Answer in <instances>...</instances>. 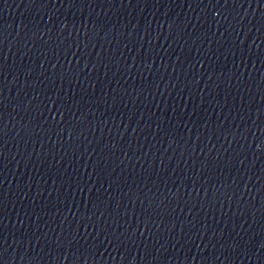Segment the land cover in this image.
I'll return each instance as SVG.
<instances>
[{
    "label": "water",
    "instance_id": "obj_1",
    "mask_svg": "<svg viewBox=\"0 0 264 264\" xmlns=\"http://www.w3.org/2000/svg\"><path fill=\"white\" fill-rule=\"evenodd\" d=\"M0 101L2 264H264V0H0Z\"/></svg>",
    "mask_w": 264,
    "mask_h": 264
},
{
    "label": "snow or ice",
    "instance_id": "obj_2",
    "mask_svg": "<svg viewBox=\"0 0 264 264\" xmlns=\"http://www.w3.org/2000/svg\"><path fill=\"white\" fill-rule=\"evenodd\" d=\"M30 2L35 3V0H30ZM48 2L50 3L51 0H48ZM41 3H43V2H41ZM44 4L46 6H48L47 3H44ZM72 4H75V0H72ZM0 107H2V101H0ZM141 235H142V233H141ZM57 243H59V241H57ZM3 254H4V248H3V245L0 244V256H3ZM0 264H2V262H0Z\"/></svg>",
    "mask_w": 264,
    "mask_h": 264
}]
</instances>
